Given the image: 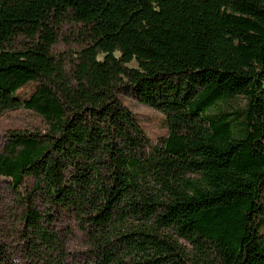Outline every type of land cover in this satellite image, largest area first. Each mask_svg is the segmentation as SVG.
I'll list each match as a JSON object with an SVG mask.
<instances>
[{
	"label": "trees",
	"instance_id": "1",
	"mask_svg": "<svg viewBox=\"0 0 264 264\" xmlns=\"http://www.w3.org/2000/svg\"><path fill=\"white\" fill-rule=\"evenodd\" d=\"M18 110L0 264H264V0H0Z\"/></svg>",
	"mask_w": 264,
	"mask_h": 264
},
{
	"label": "rangeland",
	"instance_id": "2",
	"mask_svg": "<svg viewBox=\"0 0 264 264\" xmlns=\"http://www.w3.org/2000/svg\"><path fill=\"white\" fill-rule=\"evenodd\" d=\"M60 50H64L60 48ZM136 62H131L130 66H136ZM34 85L30 84L23 89V93L32 92ZM122 100L137 116L152 141L157 142L165 137L168 128L164 121V115L148 105L141 103L133 96L123 95ZM44 123L40 116L31 111L18 110L0 114V147L6 133L15 128H36L43 127ZM8 205V196L4 187L0 186V214Z\"/></svg>",
	"mask_w": 264,
	"mask_h": 264
}]
</instances>
